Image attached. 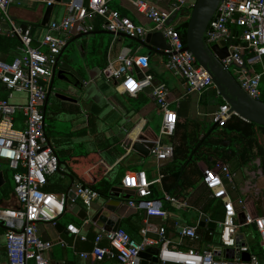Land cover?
I'll list each match as a JSON object with an SVG mask.
<instances>
[{
  "label": "built area",
  "instance_id": "obj_1",
  "mask_svg": "<svg viewBox=\"0 0 264 264\" xmlns=\"http://www.w3.org/2000/svg\"><path fill=\"white\" fill-rule=\"evenodd\" d=\"M21 1L0 0V14L7 24L6 29L0 28V35L17 38L20 42L18 54L11 62L0 59V84L7 93L6 98L0 99V173L4 169L12 173L13 195L18 205L15 209L0 208V226L4 228L3 248L7 264H51L47 256L51 242L39 235L40 224L56 226L57 220L66 211L68 201L71 207L80 201L89 215L93 201L99 197L81 184L72 185L60 194L43 190L48 177L65 171L45 134L43 109L53 69L73 32L79 35L93 32L92 21L97 17L101 19L100 28L116 37L128 36L141 41L149 32H160L169 47L164 51L165 70L184 82L188 94L200 96L212 90L217 97H221L208 73L191 52L184 50L185 45L175 24H166L173 14H182L188 7L192 9L196 0H172L166 9H159L144 0H128L139 14L153 24L151 30L137 26L129 18L110 9L107 0H88L86 7L83 0H72L65 5V16L48 24V30L37 46L33 44L30 30L15 24L7 16L8 8ZM39 2L50 6L55 0ZM205 42L209 48L225 49L226 55L219 60L221 65L249 97L259 100V86L264 75V0H223L209 22ZM135 68L142 74L141 79L132 77L131 72ZM147 69V56L120 54L116 60L108 58L103 73L119 82L118 88L129 96L151 88L162 120L156 140L145 143L151 144L147 150L158 162H168L173 158L174 146L170 142L165 143L162 138L174 135L178 116L169 106L168 90L162 85H153ZM14 93L24 94V101L11 103ZM17 115L22 117L21 127L16 126ZM232 115L229 105L223 102L209 114V121L222 125ZM162 177L158 172L157 181L160 182ZM233 180L230 167L223 162L204 169L201 186L210 199L218 202L222 212L221 219L216 222L220 228L219 239L217 243H204L206 245L201 249H186L183 248L186 240L201 242L198 226L174 223L177 238L171 240L163 225L150 221L151 218L164 221L168 213L150 198L152 182L146 172L127 173L124 190H133V197L139 200H126L127 206L134 210L142 209L145 215L139 230L140 241L131 238L121 228L110 231L100 229L93 239L91 252H81L79 257H92L98 262L115 257L116 264H140L141 252L157 248L156 264H264V209L260 216L253 217L243 200L234 201L231 197ZM163 199L175 209L190 207L185 200H178L168 193H164ZM196 209L200 222L208 224L213 221L200 208ZM83 223L88 224L89 219ZM250 225L259 234L260 253L252 252L240 234L241 228ZM66 231L70 236L87 241L86 235L73 224H68ZM103 240L107 243L105 247L100 246ZM59 242L62 246L66 245L61 239ZM228 251L232 252L231 258L227 257ZM245 254L248 261L243 260Z\"/></svg>",
  "mask_w": 264,
  "mask_h": 264
},
{
  "label": "crops",
  "instance_id": "obj_2",
  "mask_svg": "<svg viewBox=\"0 0 264 264\" xmlns=\"http://www.w3.org/2000/svg\"><path fill=\"white\" fill-rule=\"evenodd\" d=\"M144 1L150 5L156 6L159 9L168 8L172 2V0ZM107 2V5L110 9L115 10L121 15L129 18L137 26H142L146 30L152 29L153 24L147 18L139 14L130 5L128 0H107ZM65 5L66 4L62 2H55L49 16V21L45 25H42V20L44 18V10L46 5L39 2V0H22L19 4H12L7 10V16L15 24L24 27L25 29H29L32 34L33 44L37 46L39 40L47 32L48 24L54 21H60L65 16ZM190 9L191 8L188 7L184 13L177 15L173 21L175 27L188 19ZM100 20L101 19L97 17L92 21L93 32L89 34L79 35L73 32L67 46L65 47V49L72 48L71 53L66 55L65 50H63L62 54L60 55L58 66L62 63H68L82 78L78 87L65 85V87L59 89L58 86H56L57 88L51 93L46 106V112L49 108L50 112H61L65 114L67 119L71 120L72 122L73 130L71 135L65 139H59V141L64 142L63 146H66L62 152L68 155L69 159L87 154L90 156H97L103 160L108 167V173L105 177L110 181V183H112L111 189L121 188L122 181L125 179L127 173L145 171L147 177L152 182V185L154 187L155 185L160 186V195L153 199H158L159 201L156 200L158 205L165 209L168 213L167 219L164 221L158 218H151L150 221L155 225H163L166 229L167 237L174 241L177 238L174 223L189 226L197 225L198 230L200 229L199 234L201 233L203 236L202 240L200 243L186 240V245L183 246V248L186 249L192 247L201 249L206 245L204 243H217L220 231L214 237V229L215 227H218L216 222L221 219V208L218 207V211L216 208V211L220 214L218 215L219 217L214 220L212 217L213 211L206 210L208 203H210L212 199L209 198L206 191H202L201 188L203 187L201 186V180L199 178H194L193 182L196 181V184L194 183L193 187H186L184 189H181L180 186L177 187L178 192L177 195L174 196H176L178 200H185L187 203H189L190 207L186 209H175L163 199L164 193L169 194V192L164 189L162 179L160 182L157 181L158 172L163 175L162 169L166 163L158 162L153 156L149 154V152L147 153L145 149L142 151V153L136 152L133 149L134 144L139 141L141 136L145 138L144 142H152L156 140L157 136L159 135V127L161 124L162 115L158 110L155 100L150 98L151 92L150 94H147L143 91L138 93L136 96H129L118 88L117 85L119 82H115L111 78H108L103 73V70L107 64L108 58H111V60H116L120 54H138L147 56V73L150 72L153 74L151 75L153 79V85H162L168 90V100L170 103L169 106L177 113L179 118L178 124L181 126L188 122L196 124L194 129L195 132L196 130L200 131V136H202L201 134L205 128V125L209 123V114L217 108L213 104H205L212 90L207 91L200 96L194 93L188 94L184 82L178 77L174 76V74L171 73L172 77L174 78H165L167 74L165 72L167 70H165L163 65L166 59L165 55L156 52L150 53L149 50L141 43L137 42L136 40L126 38L125 36L116 37L113 35L109 39L110 44L105 48L104 51H101L100 48L102 45L104 46V44L102 40H100V42L98 41L96 38L97 35L101 36L102 34H112L107 33L100 28ZM0 28L3 30L7 28V24L1 14ZM96 29H100V31ZM88 36L93 37V39ZM125 38L131 41L127 42ZM17 54L18 48L7 49L6 51L0 52V59L6 62H11ZM131 75L137 79L135 70L131 72ZM57 94L64 96L63 99L55 97ZM141 94H143V96L145 95L147 101L146 103L142 104L143 106L141 108H136L138 106L135 105L136 100L138 103H141L138 100ZM6 97L7 93L0 84V99ZM151 118L155 119V124L157 125L158 131L156 134L152 133L148 125V122ZM15 120L16 126L21 127L22 117L17 115ZM45 133L47 134L46 124ZM47 137L56 154L58 155V151L54 144V142L58 140H51L48 135ZM170 138L164 137L162 139L165 143H168ZM262 138H259L257 135V141L263 148V154L261 157L252 160L247 167L237 170H233V165H227L230 167V170L234 175V190L231 192L232 199L234 201L241 199L244 202L246 197L251 196L252 198H257L260 195L263 211L264 135ZM68 141L69 143L70 141L76 142L77 145L85 147L86 153L75 155L74 151H72V148L69 147ZM148 156L151 157V161L149 160L148 163H144L143 159ZM65 161L69 160H61V162L64 164ZM5 171L9 173L6 174ZM2 174L3 181L0 182V208L15 209L18 207V205L15 196L13 195L14 183L12 181V173L7 169H4ZM253 178L257 179L252 181ZM71 182L72 181L65 174H54L48 178V184L43 188V190L47 192L49 191L51 193L63 192L71 184H76V181H73L72 183ZM182 184L185 185V182H182ZM258 186H260L262 189L259 190L260 187ZM121 199V195L108 199L99 196L92 203L91 211L87 218L89 219V223L86 225L74 213H72L69 209H66L63 216L57 220L56 224H60L65 228L68 224L77 226L81 230V233L86 235L87 241L85 242L79 240L77 237L64 234L61 230H59V228H56V226H53L50 223L40 224L38 227L39 235L43 240L51 242V247L47 252L50 263L116 264L115 257L105 258L98 262L92 257L88 259H82L79 257V253L91 252L93 248V239L96 233L100 231V228L96 227L91 222V218H93V216H95L104 206H109L112 214L117 216L119 228L127 232L134 240L140 241L141 236L139 234V230L145 218L144 211L142 209L134 210L129 208L127 206L126 200ZM132 199L139 201L135 197H132ZM75 204H78L83 208V205L80 201ZM196 208H200L212 218L213 221L211 223H214V228H212V231H210V228H208L207 224H205L204 227L200 226L202 222L199 221V213ZM178 211L185 212V214H193L192 212H194V217L193 215L190 216L189 219L191 222L183 221L181 220V216L176 215ZM65 216H68V218L65 219ZM243 228H245V231H240V234L244 236V240L249 246L250 250L254 253H260V237L254 226L250 225ZM207 233L209 237V233L212 235L209 240L206 239L208 237L206 235ZM3 234L4 228L0 226V245L2 246L0 248V264H7L6 254L3 248ZM60 239L63 240L66 245L62 246L59 242ZM106 245L107 243L105 240L100 243V246L102 247H105ZM56 246L61 247L63 252H57V249L55 248ZM68 248L72 250L71 254H69Z\"/></svg>",
  "mask_w": 264,
  "mask_h": 264
},
{
  "label": "trees",
  "instance_id": "obj_3",
  "mask_svg": "<svg viewBox=\"0 0 264 264\" xmlns=\"http://www.w3.org/2000/svg\"><path fill=\"white\" fill-rule=\"evenodd\" d=\"M186 28L187 20L176 27V31L179 33L180 39L184 45ZM96 30L100 31V29ZM130 39L136 40L137 42L140 41L137 38ZM19 46L20 42L17 38L0 35V52L6 51L7 49H15ZM259 88V100L264 103V75L261 79ZM138 100L142 104L147 101L143 94H141ZM205 104H213L218 107L223 104V101L216 96L214 91H211ZM178 119L179 118H177V128L174 136L170 138L169 141L174 146L173 158L171 161L167 162L162 169L164 175L162 178L163 187L172 196L177 195V187L179 186L181 189L193 187V184H196V181L193 182V179L199 178L202 180L204 169L213 167L217 162H223L231 166L233 165V170H237L247 167L252 160L261 157L263 154V148L257 141L256 131L257 129H260L264 135V127L244 121L236 115H232L224 124L217 125V127L208 135L212 126V123L209 121L202 131V136H200V131L196 130L195 132L194 128L196 127V124L188 122L181 126L178 124ZM56 156L58 157L57 154ZM58 159L60 165L63 166L65 171L56 174H65L72 182L76 181V184L84 185L103 198H111L112 183H110L105 177L108 173V167L103 160L97 156H90L87 154L69 159V161H65V164L60 161L59 157ZM182 182H185V185H183ZM69 187H67L66 190ZM121 188L126 189L124 180L122 181ZM201 189L205 192L204 188ZM48 193L51 192L48 191ZM60 193L62 192L52 194ZM157 196L159 195L155 187L152 185L150 198L152 200H158L153 199L155 197L157 198ZM216 202V200H211L206 208V210L213 211L212 217L214 220L219 217L218 215L220 214L217 212L219 205L218 202ZM244 205L253 217L260 216L263 213L260 196L257 198H252L251 196L246 197L244 199Z\"/></svg>",
  "mask_w": 264,
  "mask_h": 264
},
{
  "label": "water",
  "instance_id": "obj_4",
  "mask_svg": "<svg viewBox=\"0 0 264 264\" xmlns=\"http://www.w3.org/2000/svg\"><path fill=\"white\" fill-rule=\"evenodd\" d=\"M72 0H55L56 3H65L68 4ZM223 0H196L192 11L189 13L187 19V28L185 33V47L184 50H187L193 54L197 63L208 73L211 77L215 88L220 94L223 102L227 103L230 107V112L233 115L238 116L240 119L251 122L257 126L264 127V103L260 100L253 99L249 97L238 85L229 71L224 68L220 59L226 55L225 49L219 50L217 47L209 48L205 42V35L209 25V22L215 15V12L218 6L222 3ZM83 5L86 7L88 5V0H83ZM53 5L46 6L44 10V18L42 20V25H45L49 21V16L52 11ZM177 17L176 14H173L171 18L167 21V25H171L174 19ZM24 28V27H23ZM110 33V32H107ZM112 34V33H110ZM113 35V34H112ZM126 38H130L125 36ZM145 48L149 50L150 53L156 52L165 55V50H169V47L166 44V40L163 38L160 32H149L146 34L144 41H139ZM60 56L58 57L57 65L53 69L52 81L47 92L46 103L44 106V113L46 112V106L48 104L49 97L54 91V80H58L60 83L78 87L82 78L75 71V69L68 63H62L58 66ZM135 73L137 79L142 78L140 71L135 68ZM150 73V72H148ZM150 75H153L150 73ZM61 85L59 87H64ZM144 92L150 94L151 88L144 89ZM55 97L63 99L64 96L57 94ZM150 98L154 99L150 94ZM66 99V98H65ZM217 127V124H212L208 135ZM142 136L139 138V141L136 142L133 146V149L136 152L142 153L145 151L148 153L147 147H150V143H145ZM143 141V142H142ZM169 162V161H168ZM167 163V162H165ZM3 181V174L0 173V182ZM70 185L69 188H71ZM68 188V189H69ZM121 195V200H130L134 192L133 190H124L122 188H112L111 197H117ZM120 202V201H119ZM71 202L68 201L66 209H69L74 213L81 221H85L88 218L86 211L78 204L70 206ZM94 214V210H93ZM240 216V215H239ZM241 218V217H239ZM91 222L98 228L105 231L116 230L119 228V221L117 216L112 214V211L109 206L102 207L99 212L91 218ZM240 223L242 220L240 219ZM201 227L205 226V223L200 224ZM208 228L212 231L214 228V223H208ZM56 228H59L64 234H67L66 228L60 224H56ZM208 236V233L206 234ZM207 240L210 239L208 236ZM158 253L157 248L147 249L145 252L140 254V264H156ZM232 252H227V257L231 258ZM244 261H248V255L243 256Z\"/></svg>",
  "mask_w": 264,
  "mask_h": 264
},
{
  "label": "rangeland",
  "instance_id": "obj_5",
  "mask_svg": "<svg viewBox=\"0 0 264 264\" xmlns=\"http://www.w3.org/2000/svg\"><path fill=\"white\" fill-rule=\"evenodd\" d=\"M191 11H192V9H190L189 13ZM112 36L113 35H107V34L106 35L102 34L101 36L100 35H97V37L94 36V37H96L98 39L99 42H100V40L103 41L104 46L102 45V47L100 48L101 51H104L105 48L110 44L109 39ZM88 37H90V38L93 39V37H91V36H88ZM125 40L127 42L128 41H131V40L126 39V38H125ZM71 49L72 48H70V49L66 48L65 49V54L66 55H68V53L70 54L71 53ZM165 72L167 73L166 76H165L166 79L172 77L171 72H169V71H165ZM172 78H174V77H172ZM170 86H171V84H170ZM24 99H25L24 94H15L14 93L13 94V99H11L10 102L11 103H17V102L21 103V102L24 101ZM135 105L136 106L138 105L136 108H138V107L141 108L143 106L142 103H138L137 100H136V104ZM148 123H149L148 125H149V128L152 131V133L153 134H156L158 130H157V125L155 124V119L154 118H151ZM45 124H46V132H47V135L49 136V138L51 140H55V139L58 140V141L54 142V144H55V147H56V149L58 151V155L60 157V161L61 160L62 161L69 160L68 155H66V154H64L62 152V150L65 149L66 146H63L64 145L63 144L64 142L63 141H59V139H65V138H67V137H69L71 135V132L73 130V125H72L71 120L67 119V117L65 116V114H63L61 112H50V108H49L47 110V112H46ZM257 135H258L259 138H262L263 137V133H262V131L260 129H257ZM68 145H69L70 148H72V151H74L75 155H81V153H86V148L85 147H82L80 145H77L76 142L70 141V143H69V141H68ZM150 159H151V157L148 156V157H145L143 159V161H144V163H148ZM5 172H6V174L9 173L7 171H5ZM256 179L253 178L252 181H254ZM252 184H253V182H252ZM155 187H156V190H157L158 195H160V186L155 185ZM258 187H260V186H258ZM261 189L262 188L260 187L259 190H261ZM192 213L194 214V212H192ZM193 214H185V212H179V211L176 213L177 216H181V220L187 221V222H191V220L189 218ZM193 217H194V215H193ZM66 218H68V216H65V219ZM219 231H220L219 230V227H215V229H214V233H215L214 237L216 236V234L219 233ZM240 231L241 232H244L245 231V228H241ZM55 248L57 249L56 250L57 252L58 251H59V253H62L63 252V250L61 249V247L56 246ZM68 250H69V254H71L72 253V250L70 248H68Z\"/></svg>",
  "mask_w": 264,
  "mask_h": 264
},
{
  "label": "flooded vegetation",
  "instance_id": "obj_6",
  "mask_svg": "<svg viewBox=\"0 0 264 264\" xmlns=\"http://www.w3.org/2000/svg\"><path fill=\"white\" fill-rule=\"evenodd\" d=\"M51 81H52V78H51ZM60 84L61 85H66V84H63V83H60L58 80H54V89H56L57 87L56 86H58V88L60 89V88H62V87H59L60 86Z\"/></svg>",
  "mask_w": 264,
  "mask_h": 264
}]
</instances>
